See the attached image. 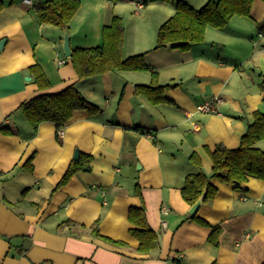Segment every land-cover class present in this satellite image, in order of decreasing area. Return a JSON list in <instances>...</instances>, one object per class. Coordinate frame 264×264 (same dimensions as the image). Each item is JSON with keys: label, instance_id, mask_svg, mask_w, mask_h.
<instances>
[{"label": "crops", "instance_id": "crops-1", "mask_svg": "<svg viewBox=\"0 0 264 264\" xmlns=\"http://www.w3.org/2000/svg\"><path fill=\"white\" fill-rule=\"evenodd\" d=\"M1 1L0 264H179L180 253L184 264H262L263 179L249 177L241 186L211 179L218 192L198 211L209 225L190 218L182 187L197 171L192 153L211 175L208 149L238 147L255 111H264V0L224 28L209 26L206 40L189 51L155 48L160 26L176 11L167 0H81L65 29L41 23L33 3ZM185 1L200 8L208 0ZM116 15L125 27L122 53H146L160 84L173 85L164 92L171 103L138 94V84L151 83L150 69L78 78L64 53L65 33L72 50L97 46ZM34 64L44 68L49 89L34 81L28 70ZM72 83L101 111L78 109L62 128L45 121L35 131L20 104ZM214 97L217 112L197 109ZM77 150L79 158L92 156L89 168L56 189ZM32 155L30 171L25 164ZM142 204L159 233L150 253H140L129 233V210ZM96 221L103 237L125 244L95 235ZM210 225L222 228L218 245L209 241Z\"/></svg>", "mask_w": 264, "mask_h": 264}, {"label": "trees", "instance_id": "trees-1", "mask_svg": "<svg viewBox=\"0 0 264 264\" xmlns=\"http://www.w3.org/2000/svg\"><path fill=\"white\" fill-rule=\"evenodd\" d=\"M113 2L123 0H110ZM173 2L176 11L167 19L158 30L157 45L155 48L169 47L181 51H189L195 44L206 40L209 26L224 28L235 15L249 16L254 0H208L203 7L196 8L185 0H167ZM3 2L0 0V9ZM81 7V0H34L33 8L41 23H47L65 29ZM125 42V27L121 16H114L112 21L102 29L101 44L93 47H76L72 50L70 61L75 68L78 78L85 79L115 70H149L152 72L150 84H138V94L145 95L152 103H171L164 93L171 84L162 85L159 82V73L152 70L146 61V53L125 57L123 52ZM29 72L41 90L51 87V81L41 64L29 67ZM264 91V79L260 83ZM264 101V100H263ZM264 103V102H263ZM78 109L87 110L90 115L101 111L99 105L87 99L76 83H72L58 92H42L20 104L18 110L26 117L35 131L42 122L51 121L62 128L72 118ZM10 132V130H6ZM264 111L257 110L254 120L249 124L247 132L242 136L240 145L236 148H227L217 145L215 149H208L212 159V173L206 174L202 167V160L197 153H192L190 161L197 171L186 176L182 187L184 199L193 205L206 190L204 202H210L217 194L218 188L211 179H217L228 184L241 186L249 177L264 180ZM32 155L25 166L32 171ZM92 160L91 155H84L74 160L56 189L66 185L80 170L88 169ZM140 185H136L135 193L143 199ZM204 225H209L198 213L190 216ZM129 220L132 223L130 232L139 240L138 251L150 253L159 244V233L148 222L146 206H134L129 210ZM100 221V220H99ZM99 221L92 226V232L103 237L99 232ZM209 241L218 245L222 231L220 225L213 226ZM114 245H124L122 241H115L103 237ZM264 264V262L262 263Z\"/></svg>", "mask_w": 264, "mask_h": 264}, {"label": "water", "instance_id": "water-1", "mask_svg": "<svg viewBox=\"0 0 264 264\" xmlns=\"http://www.w3.org/2000/svg\"><path fill=\"white\" fill-rule=\"evenodd\" d=\"M64 53L66 56H71L72 54V48H71V40H70V36L68 35V33H65L64 35ZM6 43V39H2L0 40V48L2 49L4 47ZM80 152L77 150L74 158H79ZM206 196V190L204 191V193L200 196V198L193 204L191 205L190 209H189V213L191 216L197 215L202 203L204 202Z\"/></svg>", "mask_w": 264, "mask_h": 264}, {"label": "built area", "instance_id": "built-area-1", "mask_svg": "<svg viewBox=\"0 0 264 264\" xmlns=\"http://www.w3.org/2000/svg\"><path fill=\"white\" fill-rule=\"evenodd\" d=\"M34 0H25L26 3L32 4ZM59 62L61 64L65 63L66 60L65 59H60ZM220 99L218 97H214L211 100H208L200 105H198L197 109L201 112H217L216 109V103L219 101ZM164 212H167V209L164 210ZM180 262L179 264H184L183 263V259L185 258L184 253H180L178 255Z\"/></svg>", "mask_w": 264, "mask_h": 264}, {"label": "rangeland", "instance_id": "rangeland-1", "mask_svg": "<svg viewBox=\"0 0 264 264\" xmlns=\"http://www.w3.org/2000/svg\"><path fill=\"white\" fill-rule=\"evenodd\" d=\"M264 24V23H263Z\"/></svg>", "mask_w": 264, "mask_h": 264}]
</instances>
